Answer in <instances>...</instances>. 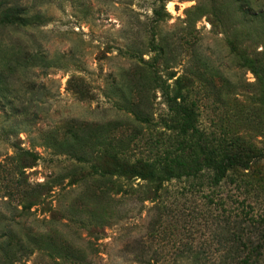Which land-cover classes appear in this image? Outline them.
Segmentation results:
<instances>
[{
    "label": "rangeland",
    "instance_id": "374dc122",
    "mask_svg": "<svg viewBox=\"0 0 264 264\" xmlns=\"http://www.w3.org/2000/svg\"><path fill=\"white\" fill-rule=\"evenodd\" d=\"M253 1L245 14L235 0H22L39 21L0 29L20 53L9 69L0 51V264H238L246 243L264 264V0ZM177 78L210 146L240 161L222 185L172 180L153 198L154 183L94 174L115 165L105 148L134 162L175 147L160 86Z\"/></svg>",
    "mask_w": 264,
    "mask_h": 264
},
{
    "label": "trees",
    "instance_id": "16d2710c",
    "mask_svg": "<svg viewBox=\"0 0 264 264\" xmlns=\"http://www.w3.org/2000/svg\"><path fill=\"white\" fill-rule=\"evenodd\" d=\"M240 6L239 10L245 14L253 13L256 10V5L253 0H235ZM23 4L22 0H0V29L12 26H29L37 23L40 14L33 12V8ZM259 9V6H257ZM261 12L264 11V3L260 5ZM156 13H159L156 11ZM161 17V14H156ZM6 47H10L12 53L8 55ZM157 49V48H156ZM4 58H8L7 68H11L12 60H18L19 51L13 44H8L5 41L0 42V51ZM4 52L6 54H4ZM0 73L4 74V69L1 67ZM153 82L158 83L160 76L156 70L152 71ZM174 74L170 75L172 78ZM177 86L173 92L169 91V86L161 84L160 88L166 99L168 106L169 116L163 118L160 124L168 130H172L179 138L174 148L172 146L166 148L159 153L158 148L146 158H138L134 162H129L118 156L117 151L112 154L109 148H105L106 153H110L115 162L113 168H103L92 166L94 174H97L102 179H110L112 177H131L136 179L145 180L156 185L153 198L158 195L165 182L172 180L189 182L191 186L199 187L201 191L208 189L211 193L217 187L222 185L227 177L229 170L239 165V159L235 154L220 151L211 147L207 135L199 127L198 112L194 102H189L188 96L185 95V87L181 84V79H176ZM138 121V124L147 123L150 128L156 127L158 124L154 123L151 119L133 112ZM117 150V148H116ZM29 160L36 159V155L32 152L25 151ZM242 163V162H241ZM30 164H25L24 168L30 167ZM210 202H219L222 204L221 199H215L214 195L207 196ZM93 225H98L90 216ZM249 248V252L244 258H241L238 264H255V255H260L261 244L250 246L243 244ZM141 255V256H140ZM74 258H80L79 255H74ZM142 254H137L136 263L142 264Z\"/></svg>",
    "mask_w": 264,
    "mask_h": 264
}]
</instances>
